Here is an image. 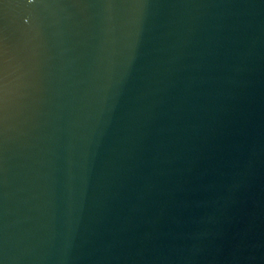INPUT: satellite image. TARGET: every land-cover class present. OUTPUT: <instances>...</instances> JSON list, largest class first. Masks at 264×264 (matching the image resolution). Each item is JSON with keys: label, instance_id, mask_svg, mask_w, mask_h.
I'll return each instance as SVG.
<instances>
[{"label": "water", "instance_id": "obj_1", "mask_svg": "<svg viewBox=\"0 0 264 264\" xmlns=\"http://www.w3.org/2000/svg\"><path fill=\"white\" fill-rule=\"evenodd\" d=\"M0 264H264V0H0Z\"/></svg>", "mask_w": 264, "mask_h": 264}]
</instances>
